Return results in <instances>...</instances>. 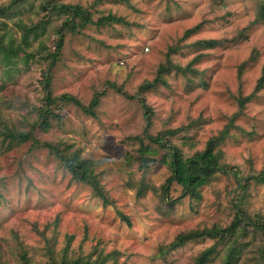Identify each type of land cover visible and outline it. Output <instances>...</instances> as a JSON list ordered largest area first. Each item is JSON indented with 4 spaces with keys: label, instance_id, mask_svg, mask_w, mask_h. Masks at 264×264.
<instances>
[{
    "label": "rangeland",
    "instance_id": "374dc122",
    "mask_svg": "<svg viewBox=\"0 0 264 264\" xmlns=\"http://www.w3.org/2000/svg\"><path fill=\"white\" fill-rule=\"evenodd\" d=\"M9 1L0 0V6ZM61 1L87 7L94 19L110 13L122 20L64 33L49 71L51 93L67 92L88 104L98 91L99 103L93 115L64 103L49 128L33 132L41 142L91 158L108 203L88 184L72 180L46 147L31 140L8 142L1 133L3 125L27 131L37 118L34 107L43 102L42 78L61 22L52 15L42 34L30 36L27 50L40 48L41 54L25 62L19 52L15 65L0 62V264H20L22 248L31 264H49L48 246L59 256L69 239V256L116 250L119 264H192L214 238L161 252L181 232L231 223L241 192L242 211L264 223V183L251 177L264 166V82L254 89L264 70L262 0ZM41 2L20 1L0 15V35L19 41L20 23L45 18ZM198 39L220 43L204 48ZM170 47L176 49L167 55ZM167 57L185 67L183 73L165 72L163 83L138 94V86L152 80ZM141 96L150 111L141 106ZM246 96L239 110V99ZM179 126L188 128L170 142L185 155L202 150L227 127L215 150L230 172L216 173L199 197L181 195L171 180L168 202L163 186L170 170L159 161L140 167L137 136ZM165 150L155 146L149 152L160 157ZM249 221L245 234L237 237L240 224L235 236L243 258L238 264L258 258L262 230ZM227 240L206 264L221 262Z\"/></svg>",
    "mask_w": 264,
    "mask_h": 264
},
{
    "label": "trees",
    "instance_id": "16d2710c",
    "mask_svg": "<svg viewBox=\"0 0 264 264\" xmlns=\"http://www.w3.org/2000/svg\"><path fill=\"white\" fill-rule=\"evenodd\" d=\"M24 0H10L9 4L6 6H0V15H3L12 8L15 3H18ZM39 7L45 13V18L40 19L36 23H31L26 25L20 23L19 27L22 29V33L19 41H16L13 35H9L4 39L3 35H0V62L5 66L15 65L16 59L19 52H23V60L26 62L27 59L35 57V54H41V49L28 51V47L31 44L30 36L36 38L38 35L42 34L47 25L51 21L52 15L61 17L60 24L56 27L55 33L57 34L56 39L53 42V50L49 52V65L46 69L42 78L43 88L45 94L43 96V102L40 106L34 107L36 111L37 118L33 120L31 127L27 131H18L8 128L6 125H3V134L4 138H7L8 142L12 141H27L31 140L32 144L35 146H44L48 149L50 153L59 159L63 167L70 173L72 180L88 184L94 191L95 195L101 198L102 202L108 203L107 196L104 193V190L99 182V178L94 170L95 163L89 158L82 156L78 150H68L69 146H64L60 148L59 144L51 142H41L35 135V128L47 129L50 127V119L59 117V109L62 107V104H73L77 108L81 109L84 113L93 115L95 108L98 106L99 98L101 92L96 91L89 101L88 104H83L76 96L64 92L57 95H52L50 90V76L49 71L55 60L58 58L64 39V33L70 32L75 33L79 32L83 27L88 24L96 25H105L110 24L115 21L122 20L121 17H118L114 14L108 13L107 15H101L97 19H94L92 13L88 10L87 7L79 3H68L61 0H42ZM260 18L264 20V0L261 2L260 6ZM190 28L188 32L192 29ZM197 45H200L204 48H212L220 43L217 39H198L195 42ZM42 46V43H40ZM176 48L170 47L168 53L173 52ZM185 70V67H181L178 64L172 63L167 57L165 63H160L157 67L156 74L150 81H145L138 86V94L143 93L147 90L152 89L158 83H163L162 75L165 72L177 71L182 72ZM264 82V70L257 79L254 89H258L262 86ZM137 94V95H138ZM250 96L239 99L238 107L239 110L243 107L244 102L249 99ZM141 106L145 111H150L145 104L144 98L141 96L139 98ZM147 116V115H146ZM189 127V125H187ZM187 126H179L176 128H169L162 131H159L155 134L144 133L142 136L138 135L137 139L139 141V147L137 149V159L141 168L148 167L151 161L153 162H162L167 164L170 170V176L167 178L164 188V195L168 202H172L168 198L167 191L169 188V183L171 180L181 188V195H190L193 197H199L200 188L207 184L216 173H229L230 171L226 165L222 164L219 160L220 154L215 150V146L219 141H221L227 133V127H225L218 135L212 136L205 147L202 150H196L192 154L185 155L180 150L170 142L171 137L176 134L183 132ZM147 139L148 143L145 144L143 139ZM155 146L165 147V153L161 154L160 157L153 156L149 151H153ZM234 176L237 172H231ZM256 183H264V166L263 168L254 173L251 176ZM241 194H238V199L234 204V216L231 221L226 226L213 225L208 228L190 230L187 232H181L177 234L174 239L162 250L161 253L173 250L181 247L188 241L196 238L208 237L214 238V242L203 249L196 257L192 264H206L211 255L216 251L217 245L222 243L225 239H228L227 246L225 248V255L222 256L221 262L219 264H238L242 259L240 257L241 248L237 245V240L235 238L238 226L241 224L239 234L237 237L245 234V227L247 220L250 219L249 225L253 229L259 228L262 230V240L258 249V258L254 259L253 264H264V223L252 221L249 216L242 211L239 206L241 202ZM121 216H123L121 214ZM69 239V238H68ZM70 239L67 241V244L61 248L59 256H55L52 253L51 248L48 246V258L49 264H119L118 255L119 252L116 250L103 253V251L97 252L95 257H91V254L78 255V256H69L67 254L68 244ZM19 246H21L19 244ZM22 248V247H21ZM18 258L20 264H31V260L27 254V251L22 248L18 251Z\"/></svg>",
    "mask_w": 264,
    "mask_h": 264
}]
</instances>
